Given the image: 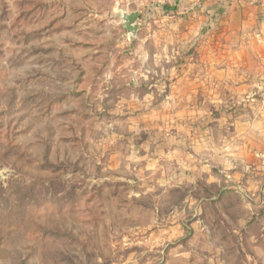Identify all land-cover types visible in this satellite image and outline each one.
<instances>
[{"label": "rangeland", "instance_id": "obj_1", "mask_svg": "<svg viewBox=\"0 0 264 264\" xmlns=\"http://www.w3.org/2000/svg\"><path fill=\"white\" fill-rule=\"evenodd\" d=\"M108 7L0 0V186L8 205L27 199L10 218L22 227L0 223V264H264V123L258 133L235 129L247 111L214 110L204 126L197 114L186 127L196 143L238 136L254 145L253 169L227 177L224 194L204 178L163 193L155 174L139 180L112 157L129 154L127 117L113 110L128 100L131 54L117 47L122 31ZM231 148L249 159L239 143Z\"/></svg>", "mask_w": 264, "mask_h": 264}, {"label": "crops", "instance_id": "obj_2", "mask_svg": "<svg viewBox=\"0 0 264 264\" xmlns=\"http://www.w3.org/2000/svg\"><path fill=\"white\" fill-rule=\"evenodd\" d=\"M107 1V13L118 19L113 20L117 25L113 28L122 31L123 41L116 45L127 47L125 51L131 54L128 73L122 75L131 88L128 100L113 110L127 117L122 124L129 129L125 142L129 154L112 157L128 162L138 179L143 172L155 174L152 181L164 187L163 193L199 178H204L206 186L218 185L216 193H226L227 177L244 176L243 164L253 169L251 140L221 138L215 145L206 137L196 143L186 127L193 128L194 115H207L201 123L204 126L211 123L208 119L214 110L226 113L233 108L249 113L239 118L235 129L240 126L258 133L263 128L264 0ZM133 12L139 13L135 35L124 29L121 18ZM137 61L154 68L139 69ZM106 76L114 78L111 72ZM156 98L164 99L162 107L154 106ZM245 98L248 101L242 107L239 101ZM176 114L184 115L180 124L173 117ZM108 125L112 131L116 127L114 122ZM237 143L249 159L231 148ZM215 169L223 176L214 174ZM250 186L253 190L254 185Z\"/></svg>", "mask_w": 264, "mask_h": 264}, {"label": "trees", "instance_id": "obj_3", "mask_svg": "<svg viewBox=\"0 0 264 264\" xmlns=\"http://www.w3.org/2000/svg\"><path fill=\"white\" fill-rule=\"evenodd\" d=\"M18 185L20 186L21 184ZM4 192H5V188L0 186V223H4L8 226H11L12 228H20L25 224L26 221H10V218H12V216L15 214L14 213L15 208H21L27 199L24 198L20 199L18 201L19 204L16 206L8 205L10 201L9 199L7 201V198L4 196ZM18 192L20 191H16L14 194H17ZM26 210L29 211V208L27 206L26 208L24 207V211ZM0 227L2 226L0 225Z\"/></svg>", "mask_w": 264, "mask_h": 264}, {"label": "water", "instance_id": "obj_4", "mask_svg": "<svg viewBox=\"0 0 264 264\" xmlns=\"http://www.w3.org/2000/svg\"><path fill=\"white\" fill-rule=\"evenodd\" d=\"M138 17V12H133L130 14L123 13L121 15L124 24V29L132 35H135L137 33L138 26L136 25V23L138 21Z\"/></svg>", "mask_w": 264, "mask_h": 264}]
</instances>
